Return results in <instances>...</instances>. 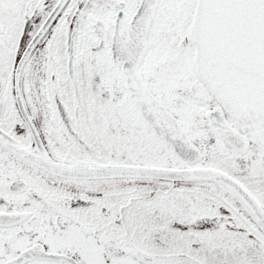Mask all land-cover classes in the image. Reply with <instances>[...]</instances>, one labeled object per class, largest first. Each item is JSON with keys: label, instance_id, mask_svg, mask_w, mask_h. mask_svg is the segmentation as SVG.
<instances>
[{"label": "snow or ice", "instance_id": "1", "mask_svg": "<svg viewBox=\"0 0 264 264\" xmlns=\"http://www.w3.org/2000/svg\"><path fill=\"white\" fill-rule=\"evenodd\" d=\"M0 264H264V0H0Z\"/></svg>", "mask_w": 264, "mask_h": 264}]
</instances>
